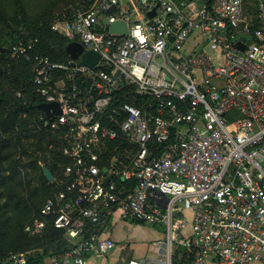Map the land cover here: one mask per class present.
Returning <instances> with one entry per match:
<instances>
[{"label": "built area", "instance_id": "built-area-1", "mask_svg": "<svg viewBox=\"0 0 264 264\" xmlns=\"http://www.w3.org/2000/svg\"><path fill=\"white\" fill-rule=\"evenodd\" d=\"M116 20L126 33L110 31ZM251 24L243 0H91L51 21L81 44L76 58L37 52L38 37L9 44L31 65L37 103L61 110L37 107L29 122L60 156L34 226L51 220L69 245L37 264L105 255L116 217L166 228L122 264H173V242L187 250L178 264H264V26ZM86 50L99 54L92 66L80 62ZM184 207L187 232L175 216Z\"/></svg>", "mask_w": 264, "mask_h": 264}, {"label": "trees", "instance_id": "trees-1", "mask_svg": "<svg viewBox=\"0 0 264 264\" xmlns=\"http://www.w3.org/2000/svg\"><path fill=\"white\" fill-rule=\"evenodd\" d=\"M89 1L0 0V47L6 48L4 52L0 50V264H11V253L27 251L28 263L37 264L69 247L62 231L51 220H46L41 229L33 226L42 203L53 191V182L46 179L41 167L46 166L56 177V160L60 156L52 150L55 160L41 165L35 154L37 150L47 149L48 142L45 131H33L29 127L40 99L31 84L30 63L11 59L7 55L8 46L19 37H38L37 52L54 61H65L68 39L50 26L51 21L67 13L69 6ZM246 11L254 14L253 5L247 6ZM15 18L21 21L20 25H13L17 23ZM250 21V30L264 26L257 13ZM17 91L21 93L19 96ZM125 99L134 102L131 97ZM34 180L36 184L32 183ZM191 256L189 252L188 258ZM176 257L173 264H178Z\"/></svg>", "mask_w": 264, "mask_h": 264}, {"label": "rangeland", "instance_id": "rangeland-1", "mask_svg": "<svg viewBox=\"0 0 264 264\" xmlns=\"http://www.w3.org/2000/svg\"><path fill=\"white\" fill-rule=\"evenodd\" d=\"M35 1L39 2L43 0H35ZM243 3H244V8H245L244 14L247 12L246 7L249 5H253L254 14L258 12V5L255 0H243ZM249 15L252 16L251 14ZM15 21H17V23L13 25L21 24V21L18 20V18H15ZM50 26L52 27L51 24ZM56 32L58 31L56 30ZM7 55L9 56L8 52H7ZM18 93L21 94L20 92L17 91L16 95ZM34 113H32V115ZM51 151L52 150H47V149H44L42 151H39V150L36 151L35 154L38 155L41 165L55 160V157H54L55 153H52ZM43 153H45V155ZM43 156H45V158H43ZM57 161L58 160H56V163ZM58 171H59V168L57 166L56 172L59 173ZM32 183L36 184L37 180L32 181ZM175 216L183 217L187 221V225L183 229L184 232H187V230L189 229L190 209L184 207L183 213L176 214ZM121 220L117 221L116 223L113 221L109 223V228H110L109 234L115 240V243H116L115 247L117 246V248L114 247L111 251H109L103 256H97V255L90 256L87 260V264H103L104 262H107V261L111 262L115 258L116 254L118 253V250H119L118 247L121 244L123 245L121 246L119 255H117L118 257L116 259L118 263L116 264L127 263L129 259H135V258L145 255L148 249V245L151 241H155L158 239L160 241H163L164 238L166 237V228L162 223L149 224V223H144V222H140V221L132 220V219H126V220L121 219ZM33 226H34V222H33ZM172 245H173V251H174L173 256L174 257L178 256L180 253H182L183 250L186 249L185 246L179 242H173ZM52 248H50V250Z\"/></svg>", "mask_w": 264, "mask_h": 264}, {"label": "water", "instance_id": "water-1", "mask_svg": "<svg viewBox=\"0 0 264 264\" xmlns=\"http://www.w3.org/2000/svg\"><path fill=\"white\" fill-rule=\"evenodd\" d=\"M153 12H154V10L149 11L148 15L151 16L153 14ZM110 31L126 33L127 32V24L123 20H116L110 24ZM235 44L239 49L243 48V45L240 41H237ZM0 50L5 51L6 48L0 47ZM81 50H82V46L77 41H70V42L66 43V45H65V51L72 58H76L78 56V54L81 52ZM98 56H99V54L97 52H95L94 50H86L82 53L80 62L82 64H87L89 66H92L93 63H95V61L98 59ZM1 70H2V67L0 66V71ZM37 107L39 109H41L42 111H44L47 116H50L53 113H59L61 111L59 104L57 102H40L37 104ZM41 168L43 170V173H44L46 179L48 181H50L53 177V174L51 173V171L44 165H42ZM110 176H111V174L108 175L107 177H105L104 182H106ZM74 212L75 211H73V213Z\"/></svg>", "mask_w": 264, "mask_h": 264}, {"label": "crops", "instance_id": "crops-1", "mask_svg": "<svg viewBox=\"0 0 264 264\" xmlns=\"http://www.w3.org/2000/svg\"><path fill=\"white\" fill-rule=\"evenodd\" d=\"M249 14H250L249 12H246V13L244 14V16H245V18H246L247 21H250V20H251V17H253V16L256 15V14H255V15H252V14H251L252 16H250ZM120 220H121V219H119V218L116 217V218H114L112 221L116 223L117 221H120ZM121 221H123V220H121ZM112 238H113V237H112ZM114 241H115V240H114ZM115 245H116V243H115ZM122 245H123V244H121V245L118 247L119 250H118V253L116 254L115 258H114L111 262H108V261H107L108 263H112V264H116V263H118L116 258L118 257L117 255H119V252H120V250H121V246H122ZM115 248H117V246H116ZM138 258H139V257H138ZM135 259H137V258H135ZM130 260H132V259H129L127 262H129Z\"/></svg>", "mask_w": 264, "mask_h": 264}]
</instances>
